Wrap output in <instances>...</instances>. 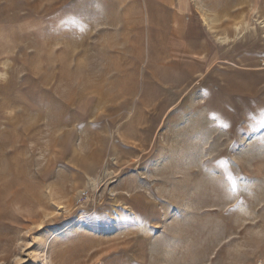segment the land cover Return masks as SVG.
I'll return each mask as SVG.
<instances>
[{"label": "rangeland", "instance_id": "1", "mask_svg": "<svg viewBox=\"0 0 264 264\" xmlns=\"http://www.w3.org/2000/svg\"><path fill=\"white\" fill-rule=\"evenodd\" d=\"M0 264H264V0H0Z\"/></svg>", "mask_w": 264, "mask_h": 264}]
</instances>
